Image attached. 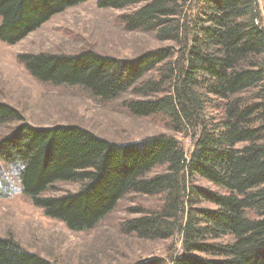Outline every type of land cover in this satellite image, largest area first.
Segmentation results:
<instances>
[{
    "label": "trees",
    "instance_id": "16d2710c",
    "mask_svg": "<svg viewBox=\"0 0 264 264\" xmlns=\"http://www.w3.org/2000/svg\"><path fill=\"white\" fill-rule=\"evenodd\" d=\"M89 0H0V41L16 45L54 16ZM127 10L125 31L171 45L120 59L83 50L25 53L17 61L37 82L77 87L124 102L133 116H159L175 136L113 143L76 125L34 127L0 102V162L17 170L22 195L72 232L94 229L128 194L160 206L125 221L141 240L180 244L170 264H264V9L257 0H96ZM159 170L158 172H155ZM201 179L218 189L196 184ZM56 182L75 193L43 197ZM10 188L0 189V197ZM207 205L209 207H205ZM0 264H51L0 237ZM134 264H164L160 258Z\"/></svg>",
    "mask_w": 264,
    "mask_h": 264
},
{
    "label": "rangeland",
    "instance_id": "374dc122",
    "mask_svg": "<svg viewBox=\"0 0 264 264\" xmlns=\"http://www.w3.org/2000/svg\"><path fill=\"white\" fill-rule=\"evenodd\" d=\"M257 2L263 10L264 0ZM131 10L99 9L96 0H89L54 16L16 45L0 41V102L15 108L24 122L34 127L76 125L113 143L170 135L189 150L190 138L171 132L161 117L131 115L124 106V102L132 98L130 93L112 101H102L77 87L42 84L16 59L17 55L25 53L75 54L83 50L125 59L171 45L156 41L150 33L125 31L120 17ZM18 124L0 125V139ZM196 184L219 192L201 179L196 180ZM4 186L10 190L8 195L0 197V237L13 238L24 250L51 264H134L152 258L170 264L171 256L180 249L175 238L141 240L122 232L125 221L141 216L136 211L156 210L160 206L158 197L128 194L94 229L72 232L34 207L20 191L17 170L0 162V189ZM78 189L77 183L56 182L42 196L59 197Z\"/></svg>",
    "mask_w": 264,
    "mask_h": 264
}]
</instances>
